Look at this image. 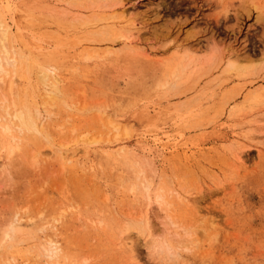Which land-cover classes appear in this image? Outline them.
Listing matches in <instances>:
<instances>
[{"label": "rangeland", "instance_id": "obj_1", "mask_svg": "<svg viewBox=\"0 0 264 264\" xmlns=\"http://www.w3.org/2000/svg\"><path fill=\"white\" fill-rule=\"evenodd\" d=\"M121 2L138 7L134 42L119 38L130 28L82 25ZM263 7L0 0V18L19 26L13 44L31 54L14 91L0 85V102L7 91L19 105L30 99L54 144L17 127L11 143L0 106V264H264ZM162 20L196 36L154 33ZM222 55L236 67L216 63ZM43 66L57 83L54 100L38 79ZM150 201L159 248L133 235L126 249L125 223Z\"/></svg>", "mask_w": 264, "mask_h": 264}, {"label": "bare ground", "instance_id": "obj_2", "mask_svg": "<svg viewBox=\"0 0 264 264\" xmlns=\"http://www.w3.org/2000/svg\"><path fill=\"white\" fill-rule=\"evenodd\" d=\"M245 1L246 0H242V2H245ZM131 8L132 9L134 8V9L132 10ZM137 8L138 7H136V6L128 7L123 2H121L120 4L116 3L111 8V10H109L107 13L101 14L102 16L94 14L92 18L85 19V21H83L82 25L83 26L100 25L101 26L100 29L103 28V29H101L102 31L103 30L106 31L108 28H110V29L111 28H117V29L122 28V29H125L127 31L126 28H130V31L126 32V33L129 32L128 34L119 35V38H121V40L123 42H125V43L129 42V44H130V42H132V41L134 42V40H135L134 38H137L135 36L139 35V33H140L139 28H136L135 21L133 20V19H135V18H133L134 14H135V13L133 14V12H136L135 9L137 10ZM146 15H147V13L145 14V16L143 15L141 17L144 18V17H146ZM144 19H146V18H144ZM157 20H158V18H157ZM82 25H79V26H82ZM157 25L158 26H156V28L154 27V29H155L154 33H156V31H158V30H161L162 32H160V34L166 33L165 34L167 36L166 38H171L174 35V33L177 35V37L179 34L184 33V35H185L184 39L186 41H188L191 38L196 36V31L194 30L193 27H188L186 29H183V26H182L183 24L180 23L179 25L178 24L176 25L175 21L169 22V20H165L163 22H159V24H157ZM18 27L19 26H18L17 20L15 18L13 19L12 23L11 22L6 23L5 20H3V18H0V85H2L4 87L7 84L9 86L8 90L10 92H13L14 91L13 89L16 86V81H17V78H16L17 74L16 73H17V71L22 67L24 62H26V60L28 58H30V56H31L30 53H25L24 51L18 50L16 48L15 44H13V42H12V39L10 37V33L12 32L13 28H18ZM97 28H99V27H97ZM134 28H136V30H133ZM100 29L98 31H101ZM95 30L97 31L96 28H95ZM95 30L93 29V32ZM87 32H89V35H90L91 31H87ZM95 33H97V32H95ZM140 34H142V33H140ZM93 35H95V34H92V36ZM92 36H90V37H92ZM184 52H186V53H184L185 56H186V54L187 55L190 54V51H189V49H187V47H184ZM185 56H184V59H185ZM192 56H194L193 58H195V56H197V55H192ZM186 58H187V56H186ZM193 58L192 59L190 58V61H192ZM182 59H183V56H182ZM226 59L227 58H225L224 55H222V56H220L218 62H216V60H215V62L218 63L219 65L223 64V63H224L223 65H225L228 63L231 66L236 67L237 63L234 60L232 61V60H229V59L226 60ZM187 60H189V59L187 58ZM196 60L197 59H194V62ZM187 63L188 62L185 63V66ZM216 63L213 62V65H216L218 67V65ZM191 65H188V66H191ZM188 66H186V67H188ZM38 79H40L41 82L44 84V88L47 91L46 92L47 98L50 95L52 98L50 97L49 99L54 100V98L57 97V91H56L57 90V83L51 79L49 72H48V69L45 66L40 68V73L38 75ZM55 79H57V78H55ZM17 88H15V89L17 90ZM9 91H7V93H9ZM7 93H4L3 94L4 96L2 95V97H4V99H3V102H0V103H2L0 106L6 110V112H4L6 114L5 115L6 121L4 122L3 126L1 125V127L3 128L1 130L4 131L3 133L5 135H10L11 139L9 141L12 140L11 141V143H12L13 139H15V136H12V131L14 128L16 129V127H17L21 131L23 130V131L35 132L39 135H42V138L44 136L47 139L48 146L53 147V145H54L53 142L49 141V135L46 134L45 127L43 124L44 116H42L39 107L37 105H35V106L32 105L30 103L31 102L30 99L25 100V102L22 105H19L18 104L19 102L17 103V101H14L12 99V96H11L12 101L8 100L10 93H9V96L7 95ZM16 94L17 93H14V95H16ZM24 95H25V93H24ZM0 96H1V94H0ZM2 114H3V111H2ZM3 116H4V114H3ZM3 119L4 118H2V120ZM109 123L112 126V129L114 131H116V135H120L119 134L120 122L111 119V120H109ZM259 127L261 128V130H263V127H264V120L263 119H260ZM17 133H18V131H17ZM0 134H2V132ZM114 136H115V134H114ZM17 137H18V135H17ZM45 138H43V139H45ZM107 138H109V136ZM18 139L19 138H17V140ZM100 140H101V138L91 139L92 142H98ZM6 141H8V140H6ZM18 142H19V140H18ZM15 144L17 146V143H15ZM47 144H46V146H47ZM87 144H88V142H87ZM3 148H5V147L3 146ZM9 149H10V145H9ZM0 160H1V152H0ZM152 184H153L152 181L148 183V185L146 187L147 190L148 189L150 190V187L152 186ZM158 195H160V194H158ZM160 196L158 197L157 200L159 202H162L160 200H163V199H161ZM150 203H152V202L150 201L148 203L149 207H147L143 212H140V214L138 215L139 216L138 219H132L131 218L130 221L127 220L128 222L125 223L126 226H125V229L121 233V237L123 239L122 244L126 249H134L133 241L135 242V240H133L134 239L133 235L137 236L138 238L141 236L147 235L149 244L152 247L159 248L158 236L161 234V231L158 228H155V225L152 222V218H153L154 214H152V208L150 207ZM127 219H129V218H127ZM11 234H13V233H11ZM172 236L171 237L174 240H176V242H178V244H184L185 243L186 238L184 236H180L178 234H174ZM169 249H171V248H169ZM48 252H49L48 254L50 256H53V255H56L58 253V249H56L53 246H50Z\"/></svg>", "mask_w": 264, "mask_h": 264}]
</instances>
